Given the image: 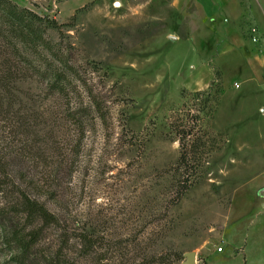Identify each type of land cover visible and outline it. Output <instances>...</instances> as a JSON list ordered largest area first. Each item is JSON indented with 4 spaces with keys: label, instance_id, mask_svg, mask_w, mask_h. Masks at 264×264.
I'll return each mask as SVG.
<instances>
[{
    "label": "rangeland",
    "instance_id": "obj_1",
    "mask_svg": "<svg viewBox=\"0 0 264 264\" xmlns=\"http://www.w3.org/2000/svg\"><path fill=\"white\" fill-rule=\"evenodd\" d=\"M8 1L0 172L9 183L0 202L13 203L19 186L57 221L26 264H183L188 253L196 264H264V0H242L253 21L243 16L239 64L211 56L223 42L173 0ZM256 46L262 56L249 66ZM57 60L68 66L67 99L48 88ZM183 128L206 146L177 200ZM28 231L21 219L0 229V264H22L16 240ZM83 237L92 249L81 250Z\"/></svg>",
    "mask_w": 264,
    "mask_h": 264
},
{
    "label": "trees",
    "instance_id": "obj_2",
    "mask_svg": "<svg viewBox=\"0 0 264 264\" xmlns=\"http://www.w3.org/2000/svg\"><path fill=\"white\" fill-rule=\"evenodd\" d=\"M8 7V9L13 13L14 6L8 0H0V6ZM15 15V14H14ZM16 16V19H19L20 16ZM37 21H41L40 18L34 16ZM49 24L53 27L58 29V25L56 22L52 21ZM16 56L19 58L20 61L25 65L26 69L29 68V64L25 59L21 57L16 52ZM59 61L60 68L55 70V74L53 75V80L50 82L49 89L55 91L60 99H67L66 88L63 85V74L64 72L68 71V66L66 62ZM43 76V75H42ZM202 93H196L193 96V101L200 102V98L202 97ZM65 112L68 117L72 119V121L76 124V126L80 129L82 126V122L77 119L74 113L71 112L69 108V104L65 107ZM213 110H211L212 112ZM179 136L178 141L180 144V157L178 160L177 168L175 169L176 173V182L179 185L177 200L180 199L181 196L184 195L186 190L192 186V177L197 172V169L202 167L200 161H195V157L197 154H201L203 148H205L206 144L204 141L193 138L191 133H186L184 128L182 131H177ZM183 170V173L189 174V178L183 179L182 174L180 171ZM0 196H3L6 192L7 185L9 182L6 181L8 177L7 174L4 172H0ZM194 179V178H193ZM16 184L12 183L14 187ZM17 195L15 201L13 203L7 204L0 202V229L5 227H12L15 222V219H21L23 222V226L29 228V231L24 235L21 236L16 243L18 244V248L21 250V259H23L22 264H26L28 261L27 253L29 248L36 245L42 239L43 231L51 226L56 225L57 221L55 217L37 200L32 199L22 191L19 186H17ZM24 238H28L26 242H23ZM79 246H81V250L85 248L92 249V245L89 244L88 238H81L79 241ZM50 260V261H49ZM14 262H20L17 258L13 259ZM56 261L54 259H48V261H44L45 264H55ZM30 264H37L35 260L32 259L29 262Z\"/></svg>",
    "mask_w": 264,
    "mask_h": 264
},
{
    "label": "crops",
    "instance_id": "obj_3",
    "mask_svg": "<svg viewBox=\"0 0 264 264\" xmlns=\"http://www.w3.org/2000/svg\"><path fill=\"white\" fill-rule=\"evenodd\" d=\"M119 5V7H121L120 3ZM171 5L173 7H177V9L192 8L195 12L194 15L196 19L199 20V23L202 26H209L211 28V39L223 42V44L221 43V45H219L218 51L214 49L213 52H211V56L220 58L229 55L237 58L239 60L238 64L239 62H241L240 52L245 43L242 37L240 25L245 14L248 19L251 20L246 7L242 4V0H173ZM199 39L202 38L200 36H196L194 38V42L200 41ZM188 40L191 41V39L187 38L186 41V43L191 46L190 41ZM253 44H256V42L252 44L250 43V45L248 46L252 47L251 45ZM258 48L260 49V46H256L254 47V49H251V51H249V53H252L251 60L247 58L249 60V62H247L249 66H254L255 60H258L257 63L259 62L262 53L257 54L256 52L254 55V51H257ZM192 49H194V57L199 56L200 58L197 73L202 76V74H205L207 72L205 67L209 65L206 62L201 63L202 45L200 43H195ZM246 54H248V52ZM247 59L245 61H247ZM221 60L223 61V64L226 65L224 59ZM205 76L206 74L204 75V77Z\"/></svg>",
    "mask_w": 264,
    "mask_h": 264
},
{
    "label": "water",
    "instance_id": "obj_4",
    "mask_svg": "<svg viewBox=\"0 0 264 264\" xmlns=\"http://www.w3.org/2000/svg\"><path fill=\"white\" fill-rule=\"evenodd\" d=\"M116 6V3H115ZM120 5L118 4L119 7ZM183 264H196V255L194 253H188L185 255V261Z\"/></svg>",
    "mask_w": 264,
    "mask_h": 264
},
{
    "label": "built area",
    "instance_id": "obj_5",
    "mask_svg": "<svg viewBox=\"0 0 264 264\" xmlns=\"http://www.w3.org/2000/svg\"><path fill=\"white\" fill-rule=\"evenodd\" d=\"M252 31H253V33H255V32H256V30H255V29H253Z\"/></svg>",
    "mask_w": 264,
    "mask_h": 264
},
{
    "label": "bare ground",
    "instance_id": "obj_6",
    "mask_svg": "<svg viewBox=\"0 0 264 264\" xmlns=\"http://www.w3.org/2000/svg\"><path fill=\"white\" fill-rule=\"evenodd\" d=\"M116 6H118V4H116Z\"/></svg>",
    "mask_w": 264,
    "mask_h": 264
}]
</instances>
